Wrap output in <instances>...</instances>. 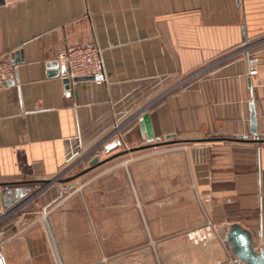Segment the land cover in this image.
<instances>
[{
    "label": "crops",
    "instance_id": "1",
    "mask_svg": "<svg viewBox=\"0 0 264 264\" xmlns=\"http://www.w3.org/2000/svg\"><path fill=\"white\" fill-rule=\"evenodd\" d=\"M95 39L107 82L68 91L48 74L62 46ZM262 39L264 0L1 4L0 59L19 53L16 83L0 88L7 263L57 264L56 253L62 264L224 262L219 240L188 236L208 220L223 232L240 223L264 248V45L256 75L237 54ZM147 112L157 145L141 133Z\"/></svg>",
    "mask_w": 264,
    "mask_h": 264
},
{
    "label": "built area",
    "instance_id": "2",
    "mask_svg": "<svg viewBox=\"0 0 264 264\" xmlns=\"http://www.w3.org/2000/svg\"><path fill=\"white\" fill-rule=\"evenodd\" d=\"M23 1L26 0H3V4L5 6H15ZM262 45H264V39L257 41L247 40L243 46L237 50L238 55H242L247 58L248 74L251 76L256 75L259 71V62L256 56V50ZM103 52L104 49L95 39L89 42L62 46L59 49L57 60L60 63H65L66 77L71 80L77 77H91L96 83H104L107 82L108 77L106 74ZM202 74V71L191 73L178 82L177 88L188 85L195 79L200 78ZM16 77L17 65L11 62V57L0 59V88L4 87L8 81L16 79ZM103 149L96 152L95 156L99 157V159L100 154L104 152ZM66 174L67 173L63 171L59 174V176H57V178L64 177ZM61 188L64 192L69 191L68 186L65 184L61 185ZM71 193L72 192H69V194ZM188 236L195 243L203 242L210 238H216L219 240L226 249L228 257L224 262H218L216 264H245L244 261L240 260L236 255H234L230 244L226 240L225 232L222 231L219 225L215 224L211 220H208L205 225L198 228L197 230L190 231ZM2 246L3 244L0 243V264H8L6 257L1 251ZM56 254L57 264H62L58 253ZM153 264L162 263L158 260Z\"/></svg>",
    "mask_w": 264,
    "mask_h": 264
},
{
    "label": "water",
    "instance_id": "3",
    "mask_svg": "<svg viewBox=\"0 0 264 264\" xmlns=\"http://www.w3.org/2000/svg\"><path fill=\"white\" fill-rule=\"evenodd\" d=\"M3 4V0H0V5ZM18 55L19 53L15 52L11 55V62L14 64H18ZM49 75H62L63 76V82L66 85V89L69 91L71 89V83L72 81L77 82L81 80L86 79H92L91 77H77L73 80L66 77V65L63 62L59 61H52L48 64ZM59 68V69H58ZM16 79L10 80L6 83V85L15 84ZM248 85L251 88V79L248 78ZM250 109V133L252 135L257 136L259 134L258 130V121H257V110L256 105L254 102H250L249 104ZM139 125L141 129L142 136L145 140H147L149 146L151 145H157L158 143H154L155 140V132L153 129L152 121L150 114L144 113L143 116L139 119ZM241 138V137H237ZM159 144H165L159 143ZM122 140L120 138L115 139L111 143H108L105 146V152H110L112 149L121 146ZM104 161H101L99 157L95 156L91 160V165L96 166L100 163H103ZM4 208H7V205L4 203ZM2 212V204L0 202V214ZM225 237L227 242L230 244L232 251L234 255H236L240 260L244 261L245 264H264V248H256L255 247V241L247 229L242 227L240 223H234L230 226L228 231H225Z\"/></svg>",
    "mask_w": 264,
    "mask_h": 264
}]
</instances>
